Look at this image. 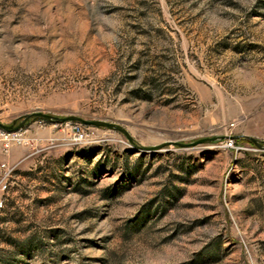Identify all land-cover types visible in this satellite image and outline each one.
<instances>
[{
	"label": "rangeland",
	"instance_id": "1",
	"mask_svg": "<svg viewBox=\"0 0 264 264\" xmlns=\"http://www.w3.org/2000/svg\"><path fill=\"white\" fill-rule=\"evenodd\" d=\"M32 111L126 133L25 120L0 264H264V0H0V122Z\"/></svg>",
	"mask_w": 264,
	"mask_h": 264
},
{
	"label": "built area",
	"instance_id": "2",
	"mask_svg": "<svg viewBox=\"0 0 264 264\" xmlns=\"http://www.w3.org/2000/svg\"><path fill=\"white\" fill-rule=\"evenodd\" d=\"M29 138L23 135L21 128L13 130H5L0 128V193L6 192L11 183L13 175V164H9L6 161V156L9 153L12 144L26 143ZM232 138L227 137L224 139L223 144L225 146H232ZM2 197L0 194V203H2Z\"/></svg>",
	"mask_w": 264,
	"mask_h": 264
},
{
	"label": "water",
	"instance_id": "3",
	"mask_svg": "<svg viewBox=\"0 0 264 264\" xmlns=\"http://www.w3.org/2000/svg\"><path fill=\"white\" fill-rule=\"evenodd\" d=\"M31 116H39V117L44 118L46 120H54V121L75 119V120H78V121L86 123V124L101 125V126H106V127H109V128L119 129V130L123 131L124 133H126L125 130L122 127H120L119 125H116V124H114L112 122L103 121V120H96V119H84V118H81V117H78V116H75V115H68V116H62V117L53 116L51 114L44 113V112H41V111H32V112L24 114L22 116V118L15 124H13V123L4 124V123L0 122V128H3L5 130H13V129L20 128L23 125V123L25 122V120H27ZM233 136H235V135H233ZM243 136L248 138L250 141H252L257 146H264V144L260 143L258 141V139L254 138L252 136H249V135H243ZM221 137H222V135H218V136H213V137H210V138H207V139H215V138H221ZM207 139L205 138L204 140H207Z\"/></svg>",
	"mask_w": 264,
	"mask_h": 264
},
{
	"label": "bare ground",
	"instance_id": "4",
	"mask_svg": "<svg viewBox=\"0 0 264 264\" xmlns=\"http://www.w3.org/2000/svg\"><path fill=\"white\" fill-rule=\"evenodd\" d=\"M2 207V203H0V208Z\"/></svg>",
	"mask_w": 264,
	"mask_h": 264
}]
</instances>
